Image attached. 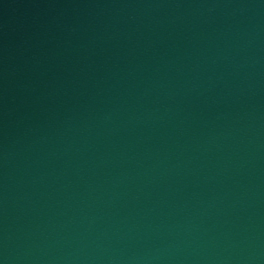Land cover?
I'll return each instance as SVG.
<instances>
[{
    "label": "water",
    "instance_id": "obj_1",
    "mask_svg": "<svg viewBox=\"0 0 264 264\" xmlns=\"http://www.w3.org/2000/svg\"><path fill=\"white\" fill-rule=\"evenodd\" d=\"M0 264H264V0H0Z\"/></svg>",
    "mask_w": 264,
    "mask_h": 264
}]
</instances>
